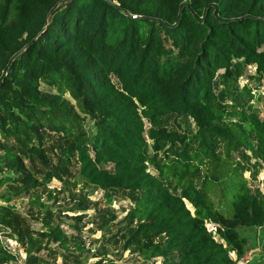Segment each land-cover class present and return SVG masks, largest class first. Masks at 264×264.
Listing matches in <instances>:
<instances>
[{"label": "trees", "instance_id": "obj_1", "mask_svg": "<svg viewBox=\"0 0 264 264\" xmlns=\"http://www.w3.org/2000/svg\"><path fill=\"white\" fill-rule=\"evenodd\" d=\"M248 65L256 67L250 78L264 83V0H0V163L17 174L0 181L23 189L67 183L78 161L107 197L133 196L126 249L163 264H236L246 245L240 229L256 228L262 250L251 263L264 264V182L252 188L237 164L219 207L206 191L220 181V152L264 161V116L252 89L227 84ZM171 116L193 120L196 132L165 125ZM49 130L64 139L56 166L45 146ZM164 145L170 148L158 158ZM17 214L0 205V224L29 254L48 249L49 239L66 258L79 250L81 263L84 241L71 245L49 223L41 237L24 234ZM13 259L0 244V263Z\"/></svg>", "mask_w": 264, "mask_h": 264}, {"label": "rangeland", "instance_id": "obj_2", "mask_svg": "<svg viewBox=\"0 0 264 264\" xmlns=\"http://www.w3.org/2000/svg\"><path fill=\"white\" fill-rule=\"evenodd\" d=\"M255 72V66H244L243 73L237 79H227V84L233 86L235 84L240 89L248 85L255 96L252 103L259 108L261 115L264 116V83L256 78H250V75H254ZM223 73L224 70L219 71L220 75ZM220 86L221 88L225 87L224 84H220ZM233 86L229 88L233 90ZM42 88L48 92L57 91L56 88L48 87L45 84H42ZM64 97L69 98L72 103L77 105L69 92L65 93ZM229 100L227 102L231 103ZM165 125L178 126L181 130H188L192 133L197 130L193 120L183 117L174 118L171 116L167 118ZM85 126L90 132L93 131V121L89 117L85 121ZM152 133L153 128L147 123L145 136L149 143L154 142ZM0 138L2 139V137ZM7 142L10 146L14 144L12 140H7ZM63 143L64 139L61 134L51 130L45 134V146L54 166H56ZM169 148V145H164L158 152V158L162 157ZM151 153L154 154L152 149ZM220 153H222V165L216 171L220 175V181L206 185V191L217 207H219L220 200L225 198L224 181H226L225 176L228 174V169H234L238 165L241 168L240 172L243 173L239 172V175H243L249 186L263 189L264 161L252 157L250 152V155L243 157L234 151L232 159H228L225 152ZM4 154L5 151L0 150V158L5 156ZM0 165L2 166L0 167V180L17 176L3 163ZM79 167V162L75 161L68 175L65 176L67 183L53 179L38 188L23 189L15 181H3L4 183L0 181V205H9L15 208L20 219V228L24 234L30 231L33 235L41 237L40 234L50 228L49 223L51 226L60 225L71 236V245L76 240L84 241L85 250L79 257L81 263L76 260V256L80 253L79 250H73L74 253L66 258L63 253L68 251L60 250L53 253L52 249H57L58 244L49 239L45 244L51 249L43 248L40 252L29 254L26 251V246L14 233L13 228L0 224V244L15 256V259L0 264H163L162 257L145 258L124 246V233L128 226L126 216L135 204L133 196L120 190L112 192L110 198L107 197L104 190L95 187L80 174ZM206 167L208 166H204L202 174L206 172ZM35 170L39 171L35 172L36 176L39 179L42 178L44 168L38 160ZM150 170L155 172L152 167ZM213 170L207 168L209 174ZM197 183L201 185L202 180L198 179ZM83 205L85 208L81 207ZM188 206L194 211L191 204L188 203ZM230 213L232 214L233 211L231 210ZM104 222L110 226L109 230H107V225H103ZM207 227L214 230L213 232L216 231L213 223H207ZM240 232L246 240L244 254L240 256V260L252 264L254 257L262 250L261 236L256 228H241ZM232 256L235 258L237 255L233 253Z\"/></svg>", "mask_w": 264, "mask_h": 264}, {"label": "built area", "instance_id": "obj_3", "mask_svg": "<svg viewBox=\"0 0 264 264\" xmlns=\"http://www.w3.org/2000/svg\"><path fill=\"white\" fill-rule=\"evenodd\" d=\"M132 16H133V17H137L136 14H132ZM214 228H216V226H215ZM234 259H237V256H235ZM248 263H249V262H248ZM248 263H247V262H244V260H240V259H238L237 262H236V264H248Z\"/></svg>", "mask_w": 264, "mask_h": 264}]
</instances>
